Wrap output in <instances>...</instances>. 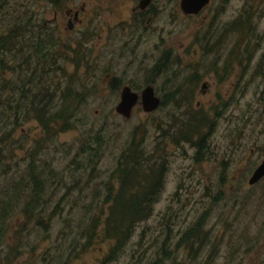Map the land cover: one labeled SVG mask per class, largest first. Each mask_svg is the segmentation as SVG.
Masks as SVG:
<instances>
[{"label":"rangeland","instance_id":"rangeland-1","mask_svg":"<svg viewBox=\"0 0 264 264\" xmlns=\"http://www.w3.org/2000/svg\"><path fill=\"white\" fill-rule=\"evenodd\" d=\"M59 1L64 6L59 11L62 15L65 6L80 9L83 0ZM26 5L29 8L26 9ZM97 6H102L104 11L93 17ZM174 6L175 0H158L150 19L147 13L140 12L131 17V3L124 0H89L85 19L90 21L93 17L91 28H116L121 20L131 19V26H124L127 34L119 32L111 36L105 31L103 36H97L78 32L68 37L57 30L54 36L60 37L63 48L67 45L75 51L69 55L73 63L67 60L64 64L58 57L51 56L60 47L52 49L46 65H41L37 59L32 62L33 69L40 67V74L42 69L50 71L55 65L64 64L68 75L61 73L59 83L66 87L73 81L82 86L86 101L83 99L78 115L87 125L62 133L45 145L46 157L42 158L46 161L42 164H51L68 180L74 178L71 174L74 172L77 176L74 179H80L84 191L73 187L56 191L49 204V213H56L49 224L45 222L47 228L44 223L25 221L21 225L27 230H23L21 212L15 210L7 220L9 236L0 248V264H264V179L259 184H250L264 161V51L260 48L256 53L259 66L256 67L257 63L249 66L245 78L232 76L231 81L214 86L215 91L232 95L229 101L232 106L226 117L215 121L212 132L206 134L207 142L202 151L197 148V139L179 141L180 116L176 102L166 103L152 113L144 112L139 105L130 119L116 112L124 87L140 94L151 85L161 98L166 91L173 90L176 86L168 83L178 77L176 64L181 60L193 61V46H197L202 31L218 29L220 22H232L228 37L233 61L244 55L246 38L239 31L264 32V0H230L223 4L216 0L199 18L183 16ZM55 7H58L56 0H12L9 7L0 9V37L14 19H22L27 14L35 15L42 24L52 25ZM246 11L248 21L241 25L237 20L241 17L242 22ZM216 12L219 15L215 23ZM208 14H214L212 22L205 21ZM58 22L61 23V19ZM221 45H225V40ZM28 55L25 49L18 59L22 63ZM201 60L209 58L205 55ZM157 64H166L162 78L148 84V76L160 71L156 69ZM235 70L239 71L235 67L232 72ZM52 74L56 75V69ZM160 75L161 72L154 79ZM117 78L121 79L120 86L114 85ZM200 99L208 109L209 97ZM19 132L28 138V149L41 128L33 121L21 126ZM19 132L17 138L21 140ZM136 132L147 153L162 160V164L165 162V184L154 205L153 216L137 226L115 260L106 262L114 242L94 233L90 222L99 210L90 209L87 214L85 207L92 204L99 209L107 207L105 188L112 182L110 185L114 183L117 190L116 176L111 180L110 177ZM97 134L105 143L95 159L97 163L87 165L88 170L83 172L74 156L84 137ZM19 154L23 158L25 150ZM13 182L10 178H0V202ZM55 190L51 189L48 194ZM95 194L100 199L95 200ZM85 196L87 198H83ZM45 219L48 220V216ZM200 223L209 234L208 242L185 244L183 236Z\"/></svg>","mask_w":264,"mask_h":264},{"label":"trees","instance_id":"trees-1","mask_svg":"<svg viewBox=\"0 0 264 264\" xmlns=\"http://www.w3.org/2000/svg\"><path fill=\"white\" fill-rule=\"evenodd\" d=\"M11 1L0 0V9L9 7ZM13 21L0 37V178L14 181L0 202V248L9 236L7 220L12 218L15 210L21 212L23 219L20 225L25 221L29 224L34 221L40 225H45V222L49 224L56 213H49V204L56 196V191L71 187L84 191L80 179H74L77 178L74 172H71L74 178L68 180L64 175L61 177L51 164H42L46 161L42 158L45 145L62 133L76 131L87 125V122H81L78 115L79 106L85 100L81 84L72 81L63 87L58 79L61 73L68 75L64 64L67 60L73 63L69 55L75 51L71 46L65 45L63 48L60 37L56 39L54 36L56 28L51 24L49 26L48 22L42 24L35 15L27 14ZM58 47V52L51 56L64 61L63 66L55 65L50 71L42 69L41 74L38 72L40 67L35 66L37 69H33L32 62L35 59L41 65H46L52 49ZM25 49L29 55L21 63L18 58ZM52 62L56 63L55 60ZM55 69L56 75L53 76ZM45 78L47 80L43 81ZM114 82L118 86L122 83L118 78ZM33 121L40 125L41 133L34 136L33 145L26 149L28 138L19 132V128ZM18 132L22 136L21 140L17 138ZM182 136H179V141H190L189 131H185ZM138 139L136 132L119 157L117 168L110 177L111 180L116 176L117 190L114 183L110 185L112 182L105 188L104 204L107 207L99 209L94 204L85 207L87 214L90 209L99 210L92 215L90 222L94 233L108 242H114L106 262L115 260L122 247L132 238L137 226L153 216L154 205L165 184V162L162 164V160L147 153ZM104 143L105 140L98 134L80 141L74 161L79 163L83 172L88 170L87 165L97 163L95 159ZM202 143L198 141L197 144L200 151L204 148ZM22 150H25L23 158L19 154ZM22 161L24 165L20 163ZM12 174L18 176L11 177ZM51 189L56 190L48 194ZM94 199L100 197L95 194ZM45 216L49 219L46 220ZM20 227L27 230L25 225ZM208 239L209 234L201 223L182 238L187 245H197L198 242L203 245Z\"/></svg>","mask_w":264,"mask_h":264},{"label":"flooded vegetation","instance_id":"flooded-vegetation-1","mask_svg":"<svg viewBox=\"0 0 264 264\" xmlns=\"http://www.w3.org/2000/svg\"><path fill=\"white\" fill-rule=\"evenodd\" d=\"M124 1L131 3V7L129 8L131 17L132 14L140 12L147 13L150 19H152V8L158 3V0H153L148 6L141 9L140 6L142 0ZM168 1L170 2L173 0ZM182 1L183 0H175V6L173 8L176 9L177 13L181 12L183 16H195L199 18L215 4L216 0H210L208 4H206L197 14H186L182 9ZM229 1L230 0H220V3H228ZM88 2L89 0H83L81 2L80 9L67 8V6H65V13L62 15L60 14V16L59 11H62L64 6L59 0H56L58 7L54 8V20L51 22L52 25L56 27V30L63 34L65 33L68 37L75 35L78 32L81 35L94 34L97 36H103L105 31L111 36L119 35V32H121V34H127V29H125L124 26L126 25L127 27H130L132 24L131 19L121 20L116 28H108L107 30L104 28L98 30L91 28L94 15L101 14L104 11V8L102 6H97L94 9L93 17L89 21V19H85ZM121 5H125V3H122ZM215 15L216 17L214 18V22L216 23L219 13L216 12ZM207 17L204 18L205 21L207 22L208 20L209 22H212L214 14L212 16L208 14ZM248 17L249 14L248 11H246L242 22L241 17L237 21L242 25L248 21ZM198 18L195 20L197 21ZM60 19L61 23L58 22ZM85 21L87 22V25L85 24ZM201 22H203V19ZM206 22L202 24L203 27H205ZM231 25L232 22H224V24L220 22L218 29H209L206 32L205 30L202 31L198 38L197 46H193L195 50L194 58L198 57L199 59L194 60L193 58V61L181 60L177 62L176 73L178 77L173 83L167 82L168 84H172V86L176 87L171 91H166V93L162 95V98L158 97L155 91V95L161 100L160 109L165 107L166 103L169 104L176 102V105H178L177 112L180 116V123L178 122L177 128L179 136H182L185 131L190 132V141L187 142H191L194 138L200 143L202 141L204 146V143L206 144L207 142L205 136L208 132H212L215 121L219 119L223 120L229 113V109L232 106L229 101L232 100V95H223L221 91H215L214 86L218 83L223 84L231 81L232 76L235 79L239 77L243 79L245 78V74H247L246 69L249 66L252 67L255 63H257L256 67L259 66L256 53L260 51V48L264 51V32L254 33L250 29H243L242 31H239V34L246 38L244 49H242L244 55L239 57L237 61H233L231 53V40H229L230 38L228 37V33L231 32ZM253 37H255V40ZM258 37L259 39L257 40ZM224 40L225 45H221ZM226 53L227 56L225 55ZM205 55L208 56L209 60H201V58ZM262 63H264V54L262 55ZM165 66L166 64H157L156 69H160L159 73L161 72V75L154 79V76L159 73L153 72L148 76L147 83H157V81L162 78ZM235 67H237L239 71L235 70L232 72V69H235ZM262 74L264 76V71ZM206 96H208L211 101L208 109L204 108V105L201 103L202 100L200 99V97ZM212 113H214L213 116H211Z\"/></svg>","mask_w":264,"mask_h":264},{"label":"water","instance_id":"water-1","mask_svg":"<svg viewBox=\"0 0 264 264\" xmlns=\"http://www.w3.org/2000/svg\"><path fill=\"white\" fill-rule=\"evenodd\" d=\"M153 0H142L140 8L143 9ZM210 0H183L182 9L186 14H197ZM142 106L144 112L152 113L160 108L161 100L155 95L152 86L146 87L140 94L134 92L130 87H124L121 93V100L116 107V112L130 119L137 106ZM264 178V162L255 171L250 184L254 185Z\"/></svg>","mask_w":264,"mask_h":264}]
</instances>
